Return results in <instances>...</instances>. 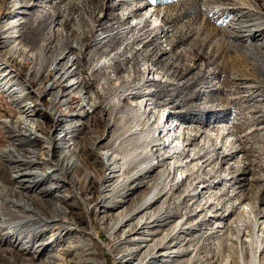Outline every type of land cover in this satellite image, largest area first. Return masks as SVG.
<instances>
[{
    "label": "rangeland",
    "instance_id": "obj_1",
    "mask_svg": "<svg viewBox=\"0 0 264 264\" xmlns=\"http://www.w3.org/2000/svg\"><path fill=\"white\" fill-rule=\"evenodd\" d=\"M135 2L145 6L139 15L149 7L157 15L129 32L132 21L118 19L127 12L125 7L118 10L119 0H0V27L17 15L24 22L13 33L20 36L14 42L21 57L30 48L38 51L51 38L53 52L46 55L51 62L61 50L58 44L71 46L84 38L76 53L84 90L67 92L68 81H56L49 66L40 81L34 74L25 81L34 66L30 60L11 68L19 74L12 87L26 103L45 111L47 101L57 94L51 115H62L63 129L82 122L73 139L84 136L86 145L96 142L87 159L77 157L89 173L87 197L65 177L61 188L46 198L60 194L66 204L62 207L69 214L58 223L71 230L63 244L78 245L74 254L85 245L95 253L93 243L99 251L91 258L116 264L114 243L127 234L128 223L110 233L122 216L150 196L152 204L129 224L140 217L152 220L145 235H135L139 240L178 243L165 251L185 253L166 264H247L251 259L248 264H263L264 232L257 223L264 217V0ZM38 16L43 20L37 21ZM50 87L54 89L49 92ZM63 99L66 106L60 105ZM17 112L18 104L0 88V149L15 142L4 124L15 121ZM86 112H91L89 120L80 118ZM34 118L51 129L52 121L42 115ZM43 146L40 143L36 150L45 152ZM102 152L117 159L118 174L122 173L107 194L102 185L109 171ZM170 165L175 167L171 173ZM138 172L144 173L134 183L147 186L135 189L116 207L108 199L102 202L105 194L121 190ZM217 214L220 219L207 220ZM51 231L46 230V239ZM39 241L35 239L33 246ZM58 248L51 244L43 255L29 249L20 262L0 258V264H37Z\"/></svg>",
    "mask_w": 264,
    "mask_h": 264
},
{
    "label": "bare ground",
    "instance_id": "obj_2",
    "mask_svg": "<svg viewBox=\"0 0 264 264\" xmlns=\"http://www.w3.org/2000/svg\"><path fill=\"white\" fill-rule=\"evenodd\" d=\"M119 1L120 4L119 6L117 5L118 10L125 7V11L127 12L124 14L121 12V17L118 16V19L120 23L129 20L132 21L131 25L127 28V31L129 32L137 31L140 29L139 27L141 25L145 24L157 15L156 10L151 7H149L148 10H145L143 15H139L138 13L144 10L145 6L142 4L138 5L135 0ZM131 6L134 8L132 9ZM112 7L113 3L110 2V5L107 8L110 11ZM122 10H124V8ZM42 20L43 16H38L37 21L40 22ZM23 23L24 22H22L21 18H18L17 15L16 19L10 20L8 23H4L0 27V48H3L5 45H9L10 43H14L13 47L9 51H6L5 53L0 51V88H2L6 97L12 99L14 103L18 104V115L16 114V120L9 122L5 121L4 124L5 133L13 135L15 142L0 149V244L5 246L0 247V258L5 263H9V261L11 263L15 261L20 262L22 256L24 257V254H27L29 249H32L34 254L43 255V251L47 248V246L55 244L59 245L60 248L56 249L55 252L48 254L46 258H43V260L37 264H103L102 260H95L93 257L91 258V254H97V247L95 244H91L95 253L92 252L88 245H85V247L82 248L81 253L77 252L74 254L73 252L78 249V245H73V243L69 242L63 244V237L71 230L58 223L63 216H68L69 214L62 207V205L66 204L63 200H61L62 196L60 194H56L49 200H46L47 196H49L52 191L59 190L61 188L60 184L65 177L67 181L77 190V192L81 194V196L87 197L90 177L87 170L79 163V158L77 157L80 156L87 159V157L90 154H93L96 149V142L86 145L84 136H81L80 140L77 141L73 139V134L80 130V127L83 124L82 122H73L63 129L64 119L62 115H51L50 106L54 104L55 100L58 98L57 94L53 95L51 99L47 101L44 111L42 109H38V104L32 105L26 103L24 96L18 94V89L12 87V85H15V79L19 76V74L12 71L11 68L15 64H21L26 62V60H30L34 63V66H32L26 73V77L24 79L25 81H29L33 74L34 78L39 80L42 70L49 66L56 81L61 84H65V82L68 81L67 92L84 90L86 82L85 78L81 77L82 71L79 66L80 60L76 55L78 47L81 45L84 38H78L76 44L71 46L67 45L66 42L58 44L61 50L56 53L55 59L51 62H49L46 58V55L53 52V48L51 47L53 40H51V38L43 45L39 46L38 51L30 48L27 52H24V56L21 57L19 53L20 49L18 48L16 42H14L17 41L16 39L20 38V36L16 37L13 33L17 27L22 26ZM32 28L34 29V26ZM104 40L105 39L103 38L101 41ZM68 56H71V59H69ZM113 62L114 61H111L110 65L114 66ZM91 71L93 72L94 70L91 69ZM53 89V87H50L48 91L50 92ZM83 97L84 99L88 98V94L85 92ZM66 103V100H60V105L66 106ZM82 114L83 116L80 118L85 117L89 120L92 117L91 112ZM37 115L44 116L47 118L48 122L52 121L50 130H46V122L42 123L40 121H35L34 117ZM62 130L64 131L63 136H61ZM45 131L48 132L46 133ZM39 132L44 133L45 136H40L38 134ZM62 137H65L63 140L64 144L60 152H57L60 148L59 144L61 145ZM40 143H43L44 146L41 150L45 149V152L36 150ZM25 146L27 149L20 150ZM101 155L102 160L108 167L109 171L108 174L106 173L107 176L104 177L102 185L105 193L107 194L109 188L114 183L113 181L119 179L122 173L118 174L120 169L116 166L117 159L114 156L104 154L103 152ZM173 169H175L174 166L168 168L169 173H171V170ZM143 173L144 172H138L128 178L127 184L125 187L123 186L121 190L113 192L108 196L105 194L102 197V202L104 199H108V202L113 203V206L115 207L118 206V203L125 202V198H128L129 194H131V192L135 189L140 186L142 187L148 185V183L144 182L142 185H136L134 183L136 179L143 175ZM11 182H14L15 185L11 186ZM38 186L41 188L37 190ZM154 192L156 193V190H154ZM117 198L121 199L117 200ZM152 201L153 198H150V196L144 199L143 203H141L139 207L122 216L117 225L112 229L110 235L113 232H116L119 227H123L126 223H128L127 226L129 229L127 230V234L123 235V237H121L118 241L115 240L116 242L114 243V247L118 250L116 251V264H134V261H137L135 264H151L153 262L155 263V261H159V264H166L171 262L172 259H175L185 253L183 250V252L165 251V249L168 250L177 242L173 244L153 240V243L149 244L152 242L151 239L143 237L139 240V238L135 236L139 233H141V235H145L148 226L147 224L152 220L144 221L143 217H140L134 224H129V222L133 220L135 215L138 213L140 214L142 210H145L148 206H150ZM106 202L104 201V203ZM211 218L220 219L221 217L217 214L214 217L210 216L207 220L210 221ZM69 219L72 220L71 217ZM263 219L264 217L260 216L257 223L258 228L260 227L259 231L261 232H264ZM72 227L73 229H76V227ZM46 230L53 231H51L52 234L49 239H46L44 236ZM61 230L64 232L63 234ZM170 234L171 233H167V235ZM245 234L246 233H243L242 235L244 241L247 238ZM261 235L264 237V233H261ZM37 238L40 241L38 244L33 246V242ZM22 239H26L27 241L22 242ZM128 245L135 246L134 248H129L127 247ZM149 248L152 249L149 250ZM142 250L144 251L141 253ZM260 250L261 246L257 248L256 254ZM262 250L264 251V248ZM119 252L122 253L118 254ZM58 261H60V263ZM250 261L247 262L249 263Z\"/></svg>",
    "mask_w": 264,
    "mask_h": 264
},
{
    "label": "trees",
    "instance_id": "obj_3",
    "mask_svg": "<svg viewBox=\"0 0 264 264\" xmlns=\"http://www.w3.org/2000/svg\"><path fill=\"white\" fill-rule=\"evenodd\" d=\"M98 251H99V250H98V248H97V251H96V252L98 253Z\"/></svg>",
    "mask_w": 264,
    "mask_h": 264
}]
</instances>
